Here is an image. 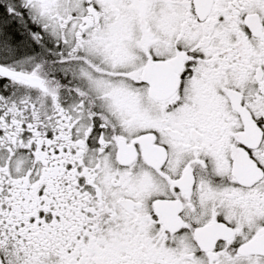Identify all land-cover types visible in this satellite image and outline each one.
Wrapping results in <instances>:
<instances>
[{"label": "snow or ice", "instance_id": "snow-or-ice-1", "mask_svg": "<svg viewBox=\"0 0 264 264\" xmlns=\"http://www.w3.org/2000/svg\"><path fill=\"white\" fill-rule=\"evenodd\" d=\"M0 264H264V0H0Z\"/></svg>", "mask_w": 264, "mask_h": 264}]
</instances>
